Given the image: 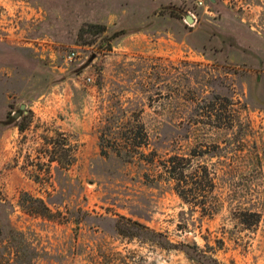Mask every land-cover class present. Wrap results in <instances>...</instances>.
Segmentation results:
<instances>
[{"label":"rangeland","instance_id":"1","mask_svg":"<svg viewBox=\"0 0 264 264\" xmlns=\"http://www.w3.org/2000/svg\"><path fill=\"white\" fill-rule=\"evenodd\" d=\"M0 264H264V0H0Z\"/></svg>","mask_w":264,"mask_h":264},{"label":"trees","instance_id":"2","mask_svg":"<svg viewBox=\"0 0 264 264\" xmlns=\"http://www.w3.org/2000/svg\"><path fill=\"white\" fill-rule=\"evenodd\" d=\"M94 29H98L99 33L103 30V26L97 23H83L79 29V34L83 35L86 33H93L92 30ZM122 33V31L114 32L104 41L110 45V41ZM27 125V119L16 124L20 131L24 130ZM189 166H191V164L187 163L184 157L178 155L170 156L162 162L163 172L166 174V178L174 183L173 185L176 193L187 203H201L203 205L202 214L212 215L214 212L213 205L211 202L209 204L206 202V199L209 197L210 191L213 187L211 172L206 164H198L190 174H187V168ZM189 182L191 185L187 187ZM198 197H200V202H197L196 200ZM20 206L30 214L42 216L51 215V210L42 198L34 197L27 192H23L21 195ZM115 227L118 233L124 236L132 237H138L141 235L135 234V229H147L143 224L124 216H120L116 220ZM149 232L151 235H160L159 233H155L151 230Z\"/></svg>","mask_w":264,"mask_h":264},{"label":"built area","instance_id":"3","mask_svg":"<svg viewBox=\"0 0 264 264\" xmlns=\"http://www.w3.org/2000/svg\"><path fill=\"white\" fill-rule=\"evenodd\" d=\"M210 2L211 0H195V4L200 7V8H204L206 11L207 9L210 7ZM18 43H22L23 45H26L32 49H34L36 52H38V47H43L44 43L43 40L39 39V38H34V39H28V38H22L21 40H17ZM44 53V52H43ZM42 54V53H41ZM76 57V53L72 50L68 51L65 55H64V60L66 62L72 61L74 58Z\"/></svg>","mask_w":264,"mask_h":264},{"label":"water","instance_id":"4","mask_svg":"<svg viewBox=\"0 0 264 264\" xmlns=\"http://www.w3.org/2000/svg\"><path fill=\"white\" fill-rule=\"evenodd\" d=\"M211 1H213V0H211ZM186 20L188 21V22H193V18H192V16L191 15H186ZM24 108V104H22L21 106H20V109H23ZM17 116V115H16Z\"/></svg>","mask_w":264,"mask_h":264}]
</instances>
